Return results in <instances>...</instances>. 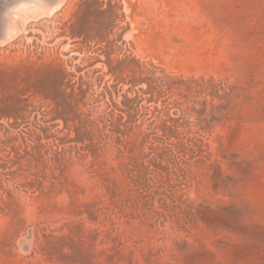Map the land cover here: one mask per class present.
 Returning <instances> with one entry per match:
<instances>
[{"label":"rangeland","instance_id":"374dc122","mask_svg":"<svg viewBox=\"0 0 264 264\" xmlns=\"http://www.w3.org/2000/svg\"><path fill=\"white\" fill-rule=\"evenodd\" d=\"M63 2L0 40V264H264V0Z\"/></svg>","mask_w":264,"mask_h":264},{"label":"bare ground","instance_id":"6f19581e","mask_svg":"<svg viewBox=\"0 0 264 264\" xmlns=\"http://www.w3.org/2000/svg\"><path fill=\"white\" fill-rule=\"evenodd\" d=\"M63 1L64 0H0V28H3V31H0V40H4V42L6 40H9V39L12 40V38H14L16 35L18 36V33L20 30H22V31L25 30V25H26L25 23L27 21L26 19H28V17L26 18L25 16L28 15V13L25 15L24 8L27 4L32 3V2L36 3V5L38 6L36 12L41 11L43 13L50 14V16H51V14H54L55 11L58 12L57 10H58V8H61L60 5L62 4ZM41 15H42V13L40 14V16L38 14L35 16H39V18H38V20H39ZM42 16H44V15H42ZM25 32H26V30H25ZM25 32H23V33H25ZM21 35H22V33H21ZM15 39L16 38H14L13 41H15ZM7 44H8V41H7ZM27 242H25V243H27ZM25 243H23V244L26 245Z\"/></svg>","mask_w":264,"mask_h":264}]
</instances>
